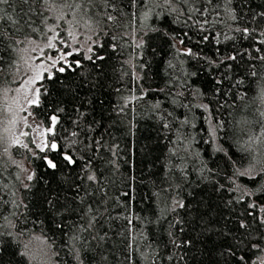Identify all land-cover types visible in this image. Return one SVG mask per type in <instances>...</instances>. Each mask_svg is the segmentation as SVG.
<instances>
[{"label":"trees","instance_id":"16d2710c","mask_svg":"<svg viewBox=\"0 0 264 264\" xmlns=\"http://www.w3.org/2000/svg\"><path fill=\"white\" fill-rule=\"evenodd\" d=\"M109 2L111 6H105L97 0L92 9L94 19L105 13L115 17L102 20L93 36L97 41L94 51L104 59L83 60L82 68L45 80L48 95L41 96L40 107L32 108L45 125L54 109H64L57 113L58 139L72 131L80 133V140L102 138L105 146L93 161L99 184L83 182L81 203L75 199L74 188L81 184L79 167L62 166L52 171L23 149H10L9 156L0 146V233H4L0 236V264H36L20 255L26 251L25 244H29V256L36 250L37 242L29 243L32 236H46L52 251L58 253L48 264H74L73 246L80 249L85 264H223L219 253L230 241L220 233L243 235L246 230L239 227L241 220L254 235L264 231L249 215L264 216L259 210L264 206V192L256 191L264 186V177L253 181L234 175L237 168H246L253 156L264 159V103L258 98V85L264 84V62L253 50L260 47L264 54V45L257 43L264 39L259 35L264 31V18L256 15L264 12V0H189L187 4L177 0L173 5L177 12L148 0ZM149 7L152 13L145 20L143 12ZM192 8L200 11L190 12ZM0 9V15L18 21L0 20V32L5 36L0 43V57L5 61L0 72L1 108L2 90L20 80L16 72L19 56L9 51L7 37L11 34L22 40L24 35L38 36L27 24L41 32L46 25L40 0H9ZM55 22L49 15L47 24ZM64 27L61 23L60 29ZM245 27L256 32L245 38L236 31ZM203 36L209 39L205 41ZM141 42L142 47H137ZM187 48L200 56L212 57L217 50L225 55L248 50L251 56L238 55L227 71L230 78L216 84L214 78L221 79V74L214 71L210 75L203 60L183 55ZM192 72L198 75L193 77ZM197 89L202 95L194 97ZM133 96L137 99H131ZM196 104H208L215 121L223 122L212 143H204L209 136L202 131L210 126L208 113L194 107ZM81 113L85 115L81 117ZM185 117L189 124H182ZM164 123L169 128H164ZM88 125L95 131L85 132ZM217 144H224L227 155L214 150ZM22 158L36 173L33 181L24 180L31 184L29 189L16 178L19 169L12 163ZM233 180L253 195L239 201L241 192L228 191L235 187ZM175 199L186 207L172 211ZM253 203L256 209L249 208ZM89 205L91 213L87 212ZM91 216L96 220L89 229ZM176 220L183 224L170 228ZM205 223L208 231L201 227ZM173 240L192 243L178 248Z\"/></svg>","mask_w":264,"mask_h":264},{"label":"snow or ice","instance_id":"6c2138e0","mask_svg":"<svg viewBox=\"0 0 264 264\" xmlns=\"http://www.w3.org/2000/svg\"><path fill=\"white\" fill-rule=\"evenodd\" d=\"M9 0H0V5L7 4ZM32 0H25V3H31ZM43 10L41 15L44 16L42 21L46 28L41 32L38 28H32L31 23L27 24V27L31 30V33H39L38 36H33L31 34L24 35L23 39H16L14 36L9 34L7 37L9 41V51H14L18 54L19 60L23 61V64L26 68V75L20 81L19 86L14 89L16 96L13 97V103L15 104V112L13 113V118L8 122L12 128L6 127L4 133H9L8 135L0 134V146H3V153L11 155L10 149L17 148L23 149L25 153L29 154L34 159H40L44 162L47 169L52 171L59 170L62 166L66 167H79L80 173L79 179L81 184L74 185L75 191L77 193L75 199H78L83 203L84 197L80 196L81 186L84 181L91 182L92 184H99L96 171L93 168V161L97 158L96 154L99 151L100 147L105 145L102 142V138H94L87 136L86 140H80V133L77 131H72L68 134L67 137L57 138V125L60 123V117L57 113L63 112V108L54 109L53 114L48 117V124L45 125L43 121L36 123L35 125L29 123V117H33V112L30 111L32 108H38L42 104L41 96H47L48 90L44 85V81H52L57 78V74H64L67 71H76L78 68H82L84 65L83 60L94 61L103 60V56L96 55L94 51V46L97 45V41L93 39L94 35H97L95 29L99 27L102 20L113 21L115 17L105 13L103 16L96 17L94 19L92 14V9L95 6L97 0H40ZM103 5L111 6L109 0H101ZM149 3H154L156 7H161L168 9L171 12H177L179 9L173 5L177 0H148ZM179 2L187 4L189 0H179ZM135 3V0H133ZM3 10L0 9V12ZM30 12L32 9L29 10ZM190 12L200 11L197 8H192ZM51 18L56 21L53 24H47L49 15ZM152 13V8H147L143 12V18L148 19L149 15ZM135 15V14H134ZM261 18H264V12L258 13ZM7 18L12 24L18 23V21L12 20L10 16L0 15V20ZM189 18H191L189 16ZM233 20L236 19L234 15L231 17ZM206 22V21H205ZM63 23L65 27L60 29V25ZM81 28L85 29L88 35H85L83 32L79 31ZM58 29H60L58 31ZM61 31L65 33V36H61ZM236 31L242 32L245 38L252 36L256 29L250 28H237ZM260 36H264V31L259 33ZM219 36V33L216 34ZM115 39V38H114ZM175 39V37H173ZM203 40L207 41L208 36H203ZM228 39V37H225ZM5 40L3 32H0V43ZM219 43L218 39L216 41ZM260 45H264V39L257 41ZM180 44H184V40H180ZM102 46V45H100ZM137 47H142V42L137 44ZM175 47V45H173ZM258 55L260 61L264 62V54H261V48L255 47L253 49ZM55 52V55L52 54ZM177 52H180L177 49ZM27 54V55H25ZM35 54V55H33ZM185 56L193 57L194 59L203 60L207 65V71L211 75L212 72H219L221 74V79H215L214 83L222 84L224 79H229L227 76V71L232 69V62L237 60V56H251V52L248 50L236 51L234 50L232 54H222L217 50V52L212 56H200L199 53H194L191 48H187L182 53ZM80 55L82 59L72 60L70 59L73 56ZM5 61L3 57H0V72H3V65ZM10 67L12 65H9ZM16 72H20V68L16 67ZM193 77L197 76V72H192ZM253 77L256 76L255 72H252ZM237 83H242V81H237ZM3 93L7 94L9 89H3ZM219 92V88L217 89ZM194 97L202 95L199 89L192 93ZM243 99V95L240 97ZM258 98L261 103H264V84L258 85ZM131 99H137L133 96ZM159 105L157 104L156 107ZM222 107L225 105H221ZM188 107V105H184ZM196 108L202 109L204 112L208 113L206 119L209 121V127L207 129H202L209 136L208 140H205L204 143H212L217 139V133L220 129L223 128L222 121H215V118L211 116V110L208 104H196ZM7 111H12L11 105L6 109ZM78 111V110H77ZM23 113L24 115H20ZM85 114L81 113V117ZM264 115V113H261ZM22 122L25 130H20L17 134L12 129L15 126ZM75 123L79 124V121ZM182 124H189L187 117L184 118ZM195 127V125H191ZM164 128H169L168 123H164ZM85 132L95 131V129L88 125L84 129ZM105 132L108 131L106 128ZM61 140L64 141L61 144ZM259 140V138H257ZM118 148V146H115ZM112 152V155L115 156L116 152L114 148L108 149ZM216 152L225 151L224 144H217L214 149ZM42 154V155H40ZM55 154V155H52ZM59 157V159H57ZM87 157V158H86ZM63 161V164H61ZM12 163L16 165L19 169L17 174V179L20 180V183L23 188L29 189L31 187L30 183H24V180L31 182L34 180L36 173L34 170L29 169L25 166L24 162L13 160ZM111 163H115L111 161ZM21 174H24L23 179H21ZM234 175L237 177H247L250 180H256L259 177H264V159L257 158L253 156L249 165L243 170L237 168L234 172ZM235 185L234 188L228 189L230 192H241L242 195L237 199L239 201L244 200L245 197H251L253 191L248 189L246 186L235 184V180L232 181ZM223 188V186H220ZM256 191L264 192V186H260ZM128 195V193H124ZM15 203V201H13ZM228 204H231L232 201H227ZM49 204L52 205V202L49 201ZM17 207L20 205L17 204ZM54 207V205H52ZM186 205L182 200L175 199L172 202V211H175L177 208L183 209ZM257 204L253 203L249 205V208L256 209ZM260 212H264V206L260 207ZM88 213L92 212V207L89 205L87 209ZM250 216H253L256 221L260 224L261 229H264V216H257L255 212H249ZM96 216H91V219L88 223V228H92ZM131 222V218H129ZM239 227L245 229V233L241 236H233L230 232L220 233L222 237L228 239L227 247H224L219 255L223 257V264H264V231H259L258 235H254L253 231L249 228V224L245 223L243 220L239 221ZM183 221L176 220L173 224H170V228L176 227V225H182ZM204 231H208V224L205 223L201 225ZM86 230V229H82ZM179 231L182 233L184 228L181 226ZM4 233H0V236H3ZM8 236H12L13 233L8 232ZM23 235V233H19ZM171 236L172 233L169 232ZM104 236L96 237L93 239L103 240ZM73 239H78V237H73ZM36 241V250L29 256V244H25L24 248L26 251L21 252L20 255L28 257L31 261L36 262V264H48L53 256H58V253L52 251V245L49 243L46 236H32L29 243ZM172 243L176 247H183L184 245H190L192 242L189 241H177L173 240ZM71 255L74 260V264H85L84 257H82L80 249L75 246L72 247ZM86 256V253H85ZM172 259V257H168ZM183 259V257H181Z\"/></svg>","mask_w":264,"mask_h":264},{"label":"rangeland","instance_id":"374dc122","mask_svg":"<svg viewBox=\"0 0 264 264\" xmlns=\"http://www.w3.org/2000/svg\"><path fill=\"white\" fill-rule=\"evenodd\" d=\"M83 32L85 35H88L89 33L86 32V30L81 31ZM65 36V33H64ZM53 55H55V52H52ZM27 55V54H25ZM35 55V54H33ZM17 67L20 68V72H19V82L14 85L11 86L10 88H8L10 91L7 92L6 96L5 94L3 95V99H2V105H1V115H0V133L3 135H8L9 133H4V129L6 127L8 128H12L11 125H9V121L13 118V113L15 112V104L13 103V97L16 96L17 94L15 93L14 89H16L19 86L20 81L25 77L26 75V68L23 64V61H18V65ZM11 105L12 107V111H7L6 109ZM30 111H32V109H30ZM33 112V111H32ZM20 115H24L23 113H21ZM34 119L33 117H29V123L32 124H36V123H40L41 121L39 119H37L33 113ZM13 131H15L17 134L19 133L20 130H25L27 131L28 129H25L23 126V123L20 122L18 123L15 128L12 129ZM22 161L24 162L25 166H27L29 168V163L25 158H22ZM30 169V168H29Z\"/></svg>","mask_w":264,"mask_h":264}]
</instances>
